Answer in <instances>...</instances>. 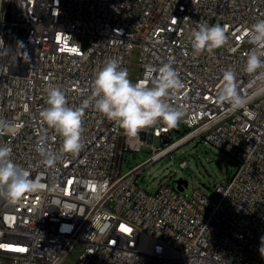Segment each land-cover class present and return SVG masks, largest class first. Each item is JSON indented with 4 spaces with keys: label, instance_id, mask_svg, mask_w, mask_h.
Wrapping results in <instances>:
<instances>
[{
    "label": "built area",
    "instance_id": "2783aa9c",
    "mask_svg": "<svg viewBox=\"0 0 264 264\" xmlns=\"http://www.w3.org/2000/svg\"><path fill=\"white\" fill-rule=\"evenodd\" d=\"M260 19L264 0H0V120L10 126L0 146L41 177L38 191L0 198V264H264V78L245 71L249 53L264 58L250 41ZM198 23L220 24L226 43L194 53ZM135 49L133 83L151 86L169 61L178 72L184 88L167 102L184 113L185 133L160 122L131 136L90 105L80 152L61 153L62 137L40 115L47 89L80 107L95 73L113 58L129 73ZM225 70L244 100L237 108L218 99ZM196 136L236 160L232 176L190 194L176 182L141 186L145 166ZM41 137L61 156L53 165L38 151ZM156 137L169 143L122 172L126 152Z\"/></svg>",
    "mask_w": 264,
    "mask_h": 264
},
{
    "label": "clouds",
    "instance_id": "9594fccd",
    "mask_svg": "<svg viewBox=\"0 0 264 264\" xmlns=\"http://www.w3.org/2000/svg\"><path fill=\"white\" fill-rule=\"evenodd\" d=\"M226 30L220 24L209 26L198 23L197 30L191 34V46L194 53L212 52L226 43ZM250 41L264 47V19L258 20L250 30ZM264 58L253 51L248 54L245 71L249 74L259 73L264 78ZM158 75L151 80L133 83L126 68L121 67L118 59H109L98 70L92 81L91 95L80 107H70L65 93L55 86L47 89L46 107L41 112L44 123L62 137L61 153H79L82 148V119L84 110L92 105L96 111L107 119L116 122L126 134L135 136L144 128L163 122L169 128L176 127L184 113L170 105L167 98L176 95L184 88V83L172 62L162 64ZM222 87L218 94L221 102H228L233 108L244 103L237 91L236 76L232 70H225L222 75ZM7 122L0 120V134L8 131ZM41 137L38 151L45 163L53 165L61 158L55 152L47 150ZM11 149L0 146V198L12 203L23 194L38 191L41 188V177L30 178L28 171L17 165L11 158ZM264 251V238L262 247Z\"/></svg>",
    "mask_w": 264,
    "mask_h": 264
},
{
    "label": "rangeland",
    "instance_id": "374dc122",
    "mask_svg": "<svg viewBox=\"0 0 264 264\" xmlns=\"http://www.w3.org/2000/svg\"><path fill=\"white\" fill-rule=\"evenodd\" d=\"M87 40L83 39L86 44ZM139 52L135 49L131 55L129 67V79L132 81L139 73L138 66ZM179 135L185 132V128L176 126ZM198 144L196 145V143ZM152 144L162 145V138L156 137L152 143L142 145V150L137 152H126L122 165V172H126L130 167L142 162L151 155ZM187 161V167H181L179 162ZM236 160L212 143L206 142L201 136L183 143L171 153L164 155L153 163L142 169L139 183L142 187L151 192L157 190L158 183H175L177 178H184L188 185L182 191L183 194H190L194 187L214 186L224 176H232L237 170ZM81 246L75 247L67 263L75 261L81 253Z\"/></svg>",
    "mask_w": 264,
    "mask_h": 264
},
{
    "label": "water",
    "instance_id": "95a60500",
    "mask_svg": "<svg viewBox=\"0 0 264 264\" xmlns=\"http://www.w3.org/2000/svg\"><path fill=\"white\" fill-rule=\"evenodd\" d=\"M163 144H168L169 143V140L167 139H163L162 140ZM198 144V142L196 143V145ZM175 182L177 183V187L179 188V190H183L185 186L188 185V181L182 177L180 178H177L175 180Z\"/></svg>",
    "mask_w": 264,
    "mask_h": 264
},
{
    "label": "bare ground",
    "instance_id": "6f19581e",
    "mask_svg": "<svg viewBox=\"0 0 264 264\" xmlns=\"http://www.w3.org/2000/svg\"><path fill=\"white\" fill-rule=\"evenodd\" d=\"M181 141L175 143L173 146H171V149H174V147H176Z\"/></svg>",
    "mask_w": 264,
    "mask_h": 264
},
{
    "label": "trees",
    "instance_id": "16d2710c",
    "mask_svg": "<svg viewBox=\"0 0 264 264\" xmlns=\"http://www.w3.org/2000/svg\"><path fill=\"white\" fill-rule=\"evenodd\" d=\"M184 133H185V132H184ZM184 133H183V134H184ZM183 134H181V135H183ZM181 135H178V137H180Z\"/></svg>",
    "mask_w": 264,
    "mask_h": 264
}]
</instances>
